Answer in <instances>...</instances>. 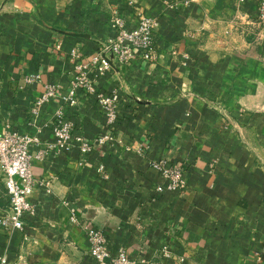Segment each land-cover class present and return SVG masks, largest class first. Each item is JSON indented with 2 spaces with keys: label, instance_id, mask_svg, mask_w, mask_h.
Returning <instances> with one entry per match:
<instances>
[{
  "label": "crops",
  "instance_id": "obj_1",
  "mask_svg": "<svg viewBox=\"0 0 264 264\" xmlns=\"http://www.w3.org/2000/svg\"><path fill=\"white\" fill-rule=\"evenodd\" d=\"M259 3L0 0V132L37 137L32 200L41 214L23 229L0 226V264H98L92 227L137 264H264ZM140 10L159 21L155 60L142 50L128 67L113 59L70 105L76 67L117 35V14L132 29ZM114 91L110 123L98 94ZM59 113L90 141L88 154L73 143L47 148ZM160 161L185 166L183 185L170 188ZM8 203L0 176V215Z\"/></svg>",
  "mask_w": 264,
  "mask_h": 264
},
{
  "label": "built area",
  "instance_id": "obj_2",
  "mask_svg": "<svg viewBox=\"0 0 264 264\" xmlns=\"http://www.w3.org/2000/svg\"><path fill=\"white\" fill-rule=\"evenodd\" d=\"M139 15V25L128 29L127 18L120 13L117 14L115 19L117 35L101 42L99 50L76 67L70 95L67 98L70 105L77 104L79 88L87 92L94 91L97 80L112 70L113 59L128 67L141 56L139 51L142 50V57L145 60H155L156 31L159 21L142 10L139 11ZM258 19L264 26V0H260L259 3ZM53 94L54 87L49 86L44 99ZM119 100V94L115 91L109 96L98 94V101L104 106L110 123H114L117 119ZM31 112L37 115L40 107L38 105L33 107ZM51 124L54 139L49 142L48 149H56L73 143L79 145L85 154L91 151L90 141L77 131V126L73 121L64 119L59 113ZM104 138L108 136L105 135ZM37 142V137L28 133L13 129L0 132V176L9 197V203L0 215V226L8 232L23 229L29 223L40 222L39 205L32 200L37 180L32 171L35 157L31 152V147ZM43 154L44 150H41L37 156L41 157ZM153 165L163 177L171 180V189L183 185L182 177L186 171L185 166L168 167L165 161ZM159 190H162V187H159ZM88 238L90 255L98 264H137L124 248L112 249L106 243V237L102 231L96 227L88 230ZM2 263L7 264L6 257L2 259Z\"/></svg>",
  "mask_w": 264,
  "mask_h": 264
}]
</instances>
